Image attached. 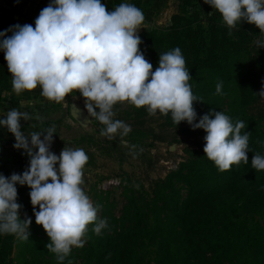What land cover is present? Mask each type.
Returning <instances> with one entry per match:
<instances>
[{
	"label": "trees",
	"instance_id": "obj_1",
	"mask_svg": "<svg viewBox=\"0 0 264 264\" xmlns=\"http://www.w3.org/2000/svg\"><path fill=\"white\" fill-rule=\"evenodd\" d=\"M164 1L101 0V3L108 11L121 3L133 4L142 10L146 19L152 7ZM206 8L209 13L206 20L191 6L193 10L189 14L172 15L168 26L138 33L142 40L139 49L152 64L153 71L158 67L160 54L176 47L181 49L192 77L189 81L192 92L202 101L193 104L197 113L194 123L210 110L222 111L233 123L243 121L246 127L241 133H250L248 163L240 162L220 171L204 156L203 141L198 148L189 149L186 160L164 178L153 181L149 190L125 187L124 213L119 219L108 220L107 229L112 231L88 234L89 241L82 248L83 261L79 264L91 261L93 264H264V170L257 171L251 166L253 155L264 156V100L256 94L264 86V47L259 48L257 43L264 40V34L244 21L230 30L217 11L208 5ZM14 26L13 14L4 12L0 32H5V36L0 41L12 35L10 29L14 30ZM11 81L4 52L0 50V101L7 99L4 92L13 91ZM221 81L223 94H216V85ZM20 95L23 99L45 98L39 85ZM77 95L81 96L73 91L63 101ZM8 99L18 103L13 97ZM113 112L115 120L130 125L131 131L126 136L151 135L153 141L163 140L148 124L150 115L146 107L137 108L128 101L117 102ZM161 118V125L177 134L206 135L202 129L193 130L186 122L176 126L171 113ZM28 165L29 157L21 158L10 147L0 144V174L5 177L21 174ZM179 184L187 187L181 200ZM16 188V202L22 205L20 218L21 213L34 217L30 188L19 184ZM226 188L225 195L221 196L220 191ZM164 209L170 215L163 216ZM15 240L13 235L0 234V264L12 263ZM28 241H33L31 249L37 248L48 257L44 264H58L55 254L45 247L46 241L39 230L30 232L24 243ZM73 260L71 251L63 264L69 261L74 264Z\"/></svg>",
	"mask_w": 264,
	"mask_h": 264
},
{
	"label": "clouds",
	"instance_id": "obj_2",
	"mask_svg": "<svg viewBox=\"0 0 264 264\" xmlns=\"http://www.w3.org/2000/svg\"><path fill=\"white\" fill-rule=\"evenodd\" d=\"M204 3L221 15L230 30L244 21L264 34V0ZM144 20L142 10L130 3L108 11L101 0H52L40 11L35 27L16 25L10 29L12 35L0 41L12 90L20 95L39 85L41 95L56 103L78 91L87 113L104 125L100 137L108 140L118 133L122 139L131 131L130 125L113 119L117 102L146 107L150 116L171 113L176 126L186 122L193 130L206 133L204 156L220 171L240 162L247 164L250 133H241L246 127L243 121L233 123L222 111L210 110L194 123L197 113L193 104L202 101L192 92V77L179 47L160 54L153 71L139 49L142 40L138 31ZM4 36L5 32H0V37ZM257 43L264 47V40ZM222 85V81L217 83L216 94H223ZM256 94L264 99V86ZM4 115L0 127L15 137L13 147L24 150L29 165L21 174H0V234L13 235L22 242L29 239L32 220L20 218L22 205L16 202V185H26L35 223L49 238L45 247L63 264L73 247L84 246L88 225H94L96 234L107 227L106 220L98 218L99 206L93 205L82 187L89 157L82 148L67 146L59 155L51 152L54 127L29 132L26 137L20 121L31 119L28 112L13 108ZM251 166L264 170V156L253 155Z\"/></svg>",
	"mask_w": 264,
	"mask_h": 264
},
{
	"label": "rangeland",
	"instance_id": "obj_3",
	"mask_svg": "<svg viewBox=\"0 0 264 264\" xmlns=\"http://www.w3.org/2000/svg\"><path fill=\"white\" fill-rule=\"evenodd\" d=\"M150 1L152 3L154 0ZM51 2L52 0H0V19L4 12L8 11L13 14L15 25L31 24L35 27V20L40 11ZM207 5L204 0H165L163 3L160 2L152 7L149 17L144 20L138 33L151 28L168 26L171 23L172 15L178 13L189 14L193 10L190 9L191 6L206 20L209 15ZM4 95L6 98L13 97V100L17 101L27 100L23 99L21 95H16L14 91L4 92ZM34 101H36L35 105L43 106L47 115L42 123H33L28 126L27 137L29 132H44L46 129L54 127L55 132L50 146L51 152L59 155L65 146L82 148L86 152L89 159L83 169L84 184L82 187L93 205L99 206L98 218L106 220L107 227L109 219L113 217L119 219L124 213L126 204L125 187H133L139 191L149 190L148 187L153 181L164 178L170 170L175 169L179 163L186 160L189 149L198 148L204 141L203 136H183L177 134L173 129L162 126L163 119L159 112L154 116H149L147 122L154 132L163 138L162 141H153L151 135L146 137L124 136L121 139L119 133L114 140H108L99 135L104 125L88 113L90 120L85 125L79 124L70 116L69 107L71 102L77 103L85 109V101L81 96H71L61 103L49 101L39 96L35 97ZM113 119H116L115 116ZM13 153L16 155V151ZM19 156L24 159L28 157L25 152L19 154ZM177 188L178 198L181 200L186 195L187 187L179 184ZM226 191L227 188L220 191L221 196L225 195ZM162 215H170V211L164 209ZM25 217L32 220L29 232L39 230V235L43 236L45 243L48 244L49 238L42 226L35 223V217L21 213V218L25 219ZM125 224H128V222H125ZM119 225L120 221L117 222V226ZM87 227L88 232L84 238L83 247L89 241L88 234L94 232L92 230L93 224ZM107 227L102 229L100 233L104 230L112 231ZM32 245L33 241L30 243L28 241L25 244L24 241L16 239L11 264H44V259L48 257L40 254L37 248L31 249ZM83 247L72 248L74 264L83 261L81 259ZM90 264H93V262L91 261Z\"/></svg>",
	"mask_w": 264,
	"mask_h": 264
},
{
	"label": "crops",
	"instance_id": "obj_4",
	"mask_svg": "<svg viewBox=\"0 0 264 264\" xmlns=\"http://www.w3.org/2000/svg\"><path fill=\"white\" fill-rule=\"evenodd\" d=\"M34 99H27V100H20L18 103L11 102L8 98L4 101H0V119H4L5 115L9 110L13 108H17L20 111L28 112L31 119L28 121L21 120V131L27 137V128L29 125L33 123H42L46 119V111L41 105H35ZM41 102V101H40ZM15 143V137L8 132L5 127H0V144L6 145L10 147L11 150L14 152L16 151V155L23 154V149H16L13 147ZM21 157V156H19Z\"/></svg>",
	"mask_w": 264,
	"mask_h": 264
},
{
	"label": "water",
	"instance_id": "obj_5",
	"mask_svg": "<svg viewBox=\"0 0 264 264\" xmlns=\"http://www.w3.org/2000/svg\"><path fill=\"white\" fill-rule=\"evenodd\" d=\"M69 109L70 116L79 124L85 125L90 120V116L87 114L86 110L79 104L71 102Z\"/></svg>",
	"mask_w": 264,
	"mask_h": 264
}]
</instances>
